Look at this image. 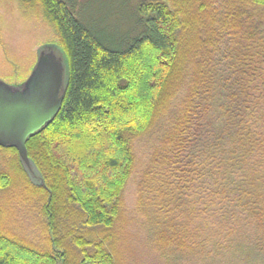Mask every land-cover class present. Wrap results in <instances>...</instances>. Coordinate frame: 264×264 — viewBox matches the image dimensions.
Segmentation results:
<instances>
[{"label": "trees", "instance_id": "obj_1", "mask_svg": "<svg viewBox=\"0 0 264 264\" xmlns=\"http://www.w3.org/2000/svg\"><path fill=\"white\" fill-rule=\"evenodd\" d=\"M18 2L40 8L67 60L59 113L25 143L43 183L5 147L27 182L48 194L44 211L61 256L0 231V264H116L102 242L66 236L77 222L114 227L133 142L168 103L177 67L178 92L186 90L178 113L154 125L138 212L167 264H264V0H128L134 24L113 37L84 19L80 0Z\"/></svg>", "mask_w": 264, "mask_h": 264}, {"label": "rangeland", "instance_id": "obj_2", "mask_svg": "<svg viewBox=\"0 0 264 264\" xmlns=\"http://www.w3.org/2000/svg\"><path fill=\"white\" fill-rule=\"evenodd\" d=\"M144 1L148 0H131V3L135 5ZM80 2H83L81 11L84 19L92 20L104 36L122 34L134 24L133 8L128 5V0H80ZM258 16L259 12H255L254 18ZM58 43L54 28L44 19L39 7L27 8L18 0H0V82L11 87H20L36 63L38 51L47 46L58 48ZM181 59L179 55L180 61H177V65L183 61ZM187 67L190 70L189 64ZM182 70L183 68L177 67L174 71V90L170 91L168 103L164 107L160 105L153 128L133 142L135 163L122 192V210L114 227L109 230L92 229L77 222L75 226L77 229H71L74 232L72 236L69 232L70 236H66L67 241L73 242V237H81L87 242H102L104 249L116 259V264H167L159 257L153 245V237L149 234V226L138 212V184L142 174L151 166V153L157 145L153 132H156L157 128L153 130L154 125H157L163 116L178 113V103L181 102L187 86L185 83L186 86L178 92V76ZM1 178L5 180V184L0 183V231L36 253L54 252L60 257L57 248H52L58 234L50 228V220L44 211L50 200L48 194L27 182L18 166L16 153L2 146H0ZM58 199L59 202L63 201L62 197ZM61 214V209L55 211L56 220ZM58 227H62V222ZM67 241L61 239L62 243L66 244ZM94 249L93 245L85 247L87 252ZM74 254L78 256V249L74 248ZM66 262L73 264L70 259Z\"/></svg>", "mask_w": 264, "mask_h": 264}, {"label": "water", "instance_id": "obj_3", "mask_svg": "<svg viewBox=\"0 0 264 264\" xmlns=\"http://www.w3.org/2000/svg\"><path fill=\"white\" fill-rule=\"evenodd\" d=\"M67 86V60L53 46L38 51L36 63L20 87L0 82V146L15 148L25 171L36 182L43 183L25 143L57 116Z\"/></svg>", "mask_w": 264, "mask_h": 264}]
</instances>
